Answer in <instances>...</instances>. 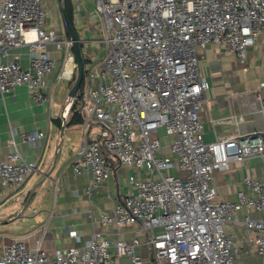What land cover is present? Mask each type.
Instances as JSON below:
<instances>
[{
    "label": "built area",
    "instance_id": "1",
    "mask_svg": "<svg viewBox=\"0 0 264 264\" xmlns=\"http://www.w3.org/2000/svg\"><path fill=\"white\" fill-rule=\"evenodd\" d=\"M86 1L102 33L91 42L106 44L100 59L90 56L84 63L83 137L70 166L75 174L90 176L89 194L112 177L117 164L143 173L131 178L134 191L100 214L102 224L138 223L147 234L152 264H236L242 248L225 225L254 232L250 239L264 258V220L248 212L264 210V183L245 175L238 199L220 200L213 182L215 172L228 169L231 160L264 161V132L205 141L200 111L207 80L197 54L199 48L224 44L246 64L249 45L264 31V0ZM51 16L44 0H0L1 94L26 85L37 102L49 100L44 78L56 65L49 44L65 51L73 64L70 70L64 66L59 77L72 78L76 60L68 29L64 20L62 28L51 24ZM24 45L27 66L19 55L9 58L13 48ZM75 99H67L62 119ZM161 130L173 137L169 152ZM42 134L35 130L22 139L35 144ZM36 172L38 161L16 149L0 157L4 186L20 187ZM139 244L136 237L111 241L94 232L84 247L57 250L53 263L121 264L115 257L126 256L131 264H145ZM0 264H50V259L21 237L0 249Z\"/></svg>",
    "mask_w": 264,
    "mask_h": 264
},
{
    "label": "crops",
    "instance_id": "2",
    "mask_svg": "<svg viewBox=\"0 0 264 264\" xmlns=\"http://www.w3.org/2000/svg\"><path fill=\"white\" fill-rule=\"evenodd\" d=\"M44 2L52 14L56 11L60 17L54 0ZM70 2L73 24L83 41V55L86 60L90 56L100 59L102 55L91 48L96 45L91 40L98 34L91 4L86 0V5L81 0ZM51 18V24L62 28L63 17H60V26L54 24ZM47 50L56 59L54 69L44 78L43 91L49 100L37 102L26 85H20L11 92L0 93V157L6 159L16 149L24 157L36 159L39 164V172L30 175L20 187L4 186L0 183V249L16 238H26L32 249L40 247L49 257L50 264H54L57 250H65L69 246L84 247L94 232H100L111 241L117 238L127 241L138 238L140 244L137 252L145 264H152L151 249L146 242L147 234L141 231L138 223L105 226L100 221L102 212H111L123 196L134 191L131 178L136 174L143 176V173L117 164L107 182L94 187L90 194L87 192L91 184L90 176L87 173L75 174L70 166V161L77 152L74 149L75 139L72 137V140L65 142V135L68 132L74 135L73 127L81 124L70 125L68 119L61 117L64 105L70 97L74 73L71 79L60 78L66 53L58 50L56 44H49ZM28 53V45L16 47L11 50L9 58L19 55L21 64L27 66ZM197 54L200 72L207 80L200 111L204 120L205 141L264 132V31L260 33L256 43L249 45L246 64H241L235 53L224 44H210L199 48ZM71 65L73 66L72 62L69 63ZM62 81L69 82V87L61 85ZM35 130L43 133L38 143L33 144L22 139V135ZM161 132L165 151L169 152V143L173 137L166 135L163 130ZM82 137L80 132L81 142ZM11 139L15 140V144L10 143ZM61 141L63 143L58 150ZM173 172L183 174L177 169ZM245 175H251L264 183L263 159L253 157L244 162L231 160L228 169L217 170L213 182L218 198L237 200L238 191L245 188ZM33 189L32 201L25 208L26 200ZM245 212L243 210L240 214L243 216ZM248 212L252 217L264 220V210ZM43 226H46L44 230ZM225 229L236 245L242 248V253L236 259L241 256L257 257L264 264L263 256L257 253L250 239L254 232L231 225H225ZM115 258L121 264H131L126 256Z\"/></svg>",
    "mask_w": 264,
    "mask_h": 264
},
{
    "label": "water",
    "instance_id": "3",
    "mask_svg": "<svg viewBox=\"0 0 264 264\" xmlns=\"http://www.w3.org/2000/svg\"><path fill=\"white\" fill-rule=\"evenodd\" d=\"M61 11H62L63 20L66 24V27L68 29V33H69L71 41H72V45H73V49H74V56H75V60H76V69H77L76 79H75V81H74V83L70 89L69 96H70V98H76L78 96L80 89H81L82 82L84 79V59H83L82 47L80 46V42H83V41L78 36V33H77L75 27L72 25V23L70 21V18H69L68 12H67V8H66V0H61ZM63 134H64V130H63ZM63 134H62V137H63ZM62 143L63 142L61 141V143L58 147V150H60ZM57 156L58 155H56V159H57ZM47 177L49 178V174L47 175ZM33 191H34V189L31 191V193L29 194V196L26 200L25 208L32 201Z\"/></svg>",
    "mask_w": 264,
    "mask_h": 264
},
{
    "label": "rangeland",
    "instance_id": "4",
    "mask_svg": "<svg viewBox=\"0 0 264 264\" xmlns=\"http://www.w3.org/2000/svg\"><path fill=\"white\" fill-rule=\"evenodd\" d=\"M45 1H47V3L49 2V0H45ZM55 2H56V10H57V12H59V14H60V17H62V11H61V6H59L60 5V2L58 1V0H54ZM52 8H54V7H52ZM90 9H91V11H92V9H93V6H91L90 7ZM60 17H59V15H58V13H56V11H55V13H53L52 14V18H51V20L54 22V24H56L57 26H60V24H59V20H60ZM100 21H98V25H100V23H99ZM61 23V22H60ZM64 26V23H63V25H62V27ZM65 27V26H64ZM89 35H91V33L89 34ZM98 35H102V33L100 32V33H98L97 34V36ZM95 38H96V34H95ZM99 38H102V36H100ZM106 43L104 42V41H100V43L98 44L99 46H96L95 44V47H91L92 49H94L95 51H97L99 54H103V51H102V49L101 48H103L104 47V45H105ZM93 45V46H94ZM102 51V52H101ZM61 85H66L67 87H69V85H70V83L69 82H65V81H62V83H60ZM74 128V135H70L69 134V132H68V134H66L65 135V142L67 143L69 140H72V139H70V138H72V137H74V149H78L79 148V145L81 144V140H80V132H81V135L83 136V128H82V126H75V127H73ZM93 128L94 129H98L99 130V128L97 127V125H95L94 124V126H93ZM160 133L162 134V132L160 131ZM73 146V145H72ZM236 262H237V264H261L260 262V259H258L257 257H255V258H250V256L249 257H246V256H241V257H239V258H237L236 259Z\"/></svg>",
    "mask_w": 264,
    "mask_h": 264
},
{
    "label": "trees",
    "instance_id": "5",
    "mask_svg": "<svg viewBox=\"0 0 264 264\" xmlns=\"http://www.w3.org/2000/svg\"><path fill=\"white\" fill-rule=\"evenodd\" d=\"M60 1L61 0H59V2ZM66 8H67V12H68L70 21H71L72 25L74 26V24H73V9H72V5H71L70 0H66ZM80 46L83 47V42H80ZM72 50L74 52V49H72ZM83 59H84V63H85L86 58L84 55H83ZM76 75H77V69H75V71H74V75H73V78L71 81L72 85L76 79ZM82 94H83V82H82L81 89L78 93V96L76 97V99H75V101L71 107L70 114H69L71 118L70 117L67 118L70 125L71 124H81L83 121V115H82V111H81V108L79 105L81 102ZM69 118H70V120H69Z\"/></svg>",
    "mask_w": 264,
    "mask_h": 264
},
{
    "label": "bare ground",
    "instance_id": "6",
    "mask_svg": "<svg viewBox=\"0 0 264 264\" xmlns=\"http://www.w3.org/2000/svg\"><path fill=\"white\" fill-rule=\"evenodd\" d=\"M67 61H69L68 62V66H67ZM71 62H72L71 59H68V60L65 61V67H66L67 70H69L72 67V65L69 66V63H71Z\"/></svg>",
    "mask_w": 264,
    "mask_h": 264
}]
</instances>
